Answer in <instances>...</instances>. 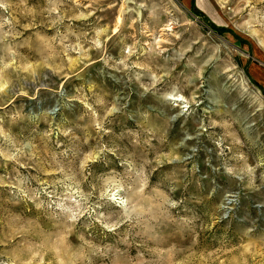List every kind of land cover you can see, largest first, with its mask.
<instances>
[{"label": "rangeland", "instance_id": "obj_1", "mask_svg": "<svg viewBox=\"0 0 264 264\" xmlns=\"http://www.w3.org/2000/svg\"><path fill=\"white\" fill-rule=\"evenodd\" d=\"M193 8L0 0V264H264V0Z\"/></svg>", "mask_w": 264, "mask_h": 264}, {"label": "trees", "instance_id": "obj_2", "mask_svg": "<svg viewBox=\"0 0 264 264\" xmlns=\"http://www.w3.org/2000/svg\"><path fill=\"white\" fill-rule=\"evenodd\" d=\"M191 6H192V8L194 7V0H191ZM193 9H194V8H193ZM194 14H195L196 16H201L200 13L197 12V11H195V10H194ZM209 28H210L212 31H214V32H216V33H218V34L228 33V34L234 36L236 39H238L237 36H235V34H234L231 30H229V29H227V28H225V27H217V26H215L214 24L209 23ZM247 77H248L249 81H250L252 84L256 85V86L261 90L262 94L264 95V90H263V89H262V88H261V87H260L255 81H254V80H252L248 75H247Z\"/></svg>", "mask_w": 264, "mask_h": 264}]
</instances>
